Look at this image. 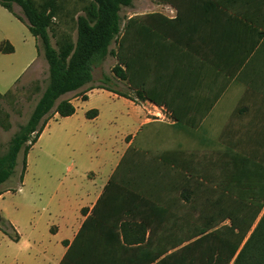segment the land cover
<instances>
[{
    "label": "trees",
    "instance_id": "1",
    "mask_svg": "<svg viewBox=\"0 0 264 264\" xmlns=\"http://www.w3.org/2000/svg\"><path fill=\"white\" fill-rule=\"evenodd\" d=\"M0 5L27 23L49 65V80L28 121L7 150L0 151V186L15 174L22 148L23 177L27 155L51 114L69 117L76 112L70 99L61 98L87 87L81 93L85 99V92L95 88L89 86L94 70L109 55L116 59L112 73L118 80L126 81L138 97L160 104L154 92L153 75L161 67H156L160 59L153 50V26L139 16L123 20L120 15V8L131 6L132 0H91L76 20L77 41L65 33L57 48L49 35L58 16L56 0H0ZM14 5L21 7L23 17L14 12ZM112 43L115 50L110 49ZM1 50L13 48L3 43ZM98 88L125 96L107 86ZM254 94V135L245 130L250 123L242 121L226 123L220 133L213 125L207 132L197 122L159 123L160 143L167 136L178 147L185 143L196 147L195 152L171 155L139 152L140 145L152 146L155 139L141 142L136 135L60 264H264V74L254 75ZM96 115V110L87 114L88 118ZM149 126L156 125H146L144 130ZM136 160L142 165L127 174L123 167ZM122 172L139 176L140 183L116 185ZM113 186L132 194L115 201L109 196ZM135 200L141 210H154L156 216L140 219L149 233L137 247H127L118 231L119 221L101 222L98 213L114 209V204L133 211L127 204Z\"/></svg>",
    "mask_w": 264,
    "mask_h": 264
},
{
    "label": "crops",
    "instance_id": "2",
    "mask_svg": "<svg viewBox=\"0 0 264 264\" xmlns=\"http://www.w3.org/2000/svg\"><path fill=\"white\" fill-rule=\"evenodd\" d=\"M153 14L154 19L149 18ZM133 16L144 18L154 29L153 50L160 59L156 67H161L153 75L154 92L160 104L138 97L126 81L136 96H120L98 86L85 92V99L81 96L85 88L67 94L76 112L69 117L54 114L48 120L27 155L18 190L0 195V264H60L136 135L141 142L155 139L152 146L140 145L143 154L195 152L189 143L176 146L173 137L165 136L160 143L157 124L183 120L204 124L207 132L213 125L220 133L226 123L242 121L250 123L244 129L254 135V75L264 74V0H141L137 13L128 19ZM32 38L26 51L29 62L1 94L10 91L39 59ZM29 40L0 36V58L9 62L10 71L18 65L17 42ZM3 43L12 52H3ZM94 110L97 115L88 118ZM149 124L156 126L144 130ZM141 165L136 160L123 169L129 174ZM118 180L115 184L120 187L141 181L123 172ZM112 188L109 196L115 201L132 194ZM22 193L23 209L11 213L5 199ZM139 203L127 204L133 211L114 204V209L98 213L101 222L119 221L118 231L127 247H137L149 233L140 219L156 216L154 210H141ZM2 224L9 225L12 233Z\"/></svg>",
    "mask_w": 264,
    "mask_h": 264
},
{
    "label": "rangeland",
    "instance_id": "3",
    "mask_svg": "<svg viewBox=\"0 0 264 264\" xmlns=\"http://www.w3.org/2000/svg\"><path fill=\"white\" fill-rule=\"evenodd\" d=\"M56 1L59 7L58 16L55 20L53 31L49 30L50 42L54 48H57L56 45L59 37L64 36L63 34L65 33H69L74 42L77 41L76 20L80 15L85 13L84 9L91 0ZM140 1L141 0H132L131 6H123L120 8V15L123 20L128 19L130 14L137 13ZM14 12L18 16L23 17V12L20 6L14 5ZM27 26L26 22H19L12 16V14L0 6V36L8 34L18 39L19 36L20 38L21 36H26L30 39L26 42V44L16 41L17 54L15 57L18 59V65H16L17 69H15V71L14 69L13 71H10L8 67L9 62L0 58V91L5 90L14 78L21 75L23 68L30 60L26 57V51L28 49V45L32 41L31 39H33V36L29 33ZM54 31L56 32L54 33ZM110 49L115 50V43H112ZM38 54L39 59L24 73V75H22L12 89L5 94L0 93L1 153H4L7 150L12 137L18 133L21 126L28 121L42 90L45 88L49 80V65L44 58L43 53L38 51ZM115 65V57L109 55L102 66L94 70V81L89 86L95 87L103 85L117 90L122 94L126 95L131 93L136 96V94L128 88L124 81H120L114 76L112 69ZM67 97L68 95H65L61 99H66ZM52 116L53 114H51V117ZM24 157V148H22L17 156L15 174L7 182L0 186V192L5 190H18L22 177ZM24 200V193L15 194L13 196H8L5 199L4 205L7 206L8 211L14 213L17 211V207H21V209H23L22 204H25ZM1 220L0 223L2 222ZM3 227L12 233L9 225L5 224Z\"/></svg>",
    "mask_w": 264,
    "mask_h": 264
},
{
    "label": "water",
    "instance_id": "4",
    "mask_svg": "<svg viewBox=\"0 0 264 264\" xmlns=\"http://www.w3.org/2000/svg\"><path fill=\"white\" fill-rule=\"evenodd\" d=\"M0 220H1V217H0Z\"/></svg>",
    "mask_w": 264,
    "mask_h": 264
}]
</instances>
